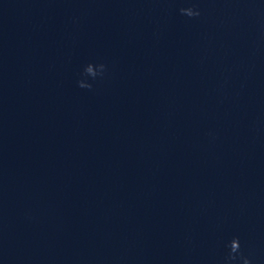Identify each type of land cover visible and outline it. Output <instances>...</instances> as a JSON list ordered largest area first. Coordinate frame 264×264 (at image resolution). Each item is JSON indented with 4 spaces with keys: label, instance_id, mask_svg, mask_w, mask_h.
Listing matches in <instances>:
<instances>
[{
    "label": "clouds",
    "instance_id": "1",
    "mask_svg": "<svg viewBox=\"0 0 264 264\" xmlns=\"http://www.w3.org/2000/svg\"><path fill=\"white\" fill-rule=\"evenodd\" d=\"M180 14L184 15L189 18H195L199 17L201 15L199 9H197L195 6H189V7H182L179 9ZM106 71V65L103 63L100 64H93L88 63L84 70H83V76L84 77H91L93 80H95L97 77L103 76ZM78 87L85 88V89H91L92 84L86 82L85 79H81L77 81ZM229 251L227 255L224 258V264H236V262L242 261V264H252V261L246 257L243 256L241 253V244L239 237H234L227 245Z\"/></svg>",
    "mask_w": 264,
    "mask_h": 264
}]
</instances>
